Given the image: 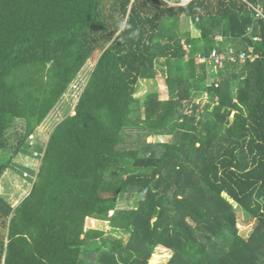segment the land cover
I'll return each instance as SVG.
<instances>
[{
    "label": "trees",
    "instance_id": "trees-1",
    "mask_svg": "<svg viewBox=\"0 0 264 264\" xmlns=\"http://www.w3.org/2000/svg\"><path fill=\"white\" fill-rule=\"evenodd\" d=\"M251 5L264 0H0V182L21 153L40 162L19 166L33 187L17 207L0 195V263L150 264L162 247L166 264H264V19ZM250 47L253 61L198 62ZM98 50L75 113L47 135ZM160 73L169 99L137 98Z\"/></svg>",
    "mask_w": 264,
    "mask_h": 264
},
{
    "label": "rangeland",
    "instance_id": "rangeland-1",
    "mask_svg": "<svg viewBox=\"0 0 264 264\" xmlns=\"http://www.w3.org/2000/svg\"><path fill=\"white\" fill-rule=\"evenodd\" d=\"M189 30H191V34L193 37L195 38H199V32L192 26L190 28H188ZM101 51H96L94 54V57L91 58L88 63L85 65V67L83 68V70L80 72L79 77H78V84H73L71 86V96H70V101L66 103L64 102L59 104L60 106L58 108H56V110L54 112H52V114L50 115V117L48 118L47 122H45L43 124V126L41 127L43 129L44 132H46V134L48 135L49 133H51L55 127V125H57L58 122L62 121V118L64 117V113H70V114H74V109L76 104L78 103L79 99H80V95L82 94V91L84 90L89 77L94 69V67L96 66L98 59L100 57ZM154 89L158 90L160 92V99L161 100H168L169 99V95H168V91L167 88L165 86L164 80H163V76L161 75V73L159 74L157 81H149V82H142L141 83V87L139 89V92L136 94L137 98L143 99L144 95H146L147 93H150L151 91H153ZM68 99V98H65ZM203 104V103H202ZM63 106V107H62ZM13 132H10V143L11 145L15 146L17 143V138H18V133H23V127L21 122H17L15 125V128L12 130ZM16 135V136H14ZM166 138L161 139V141H165ZM156 141H159L158 138L156 137H150L148 138V142L149 143H154ZM32 151H30L31 153ZM35 157V154H34ZM30 157L25 155V154H20L19 156H17L15 158V163L18 164V173H17V169L14 170H8L6 172V174L4 175V177L2 178L1 182H0V195L2 197L7 196V194H9L11 192V189L15 188L18 189V194H16L14 197L12 196L11 193L8 198H9V202H12V205H16L18 202L21 203V201L24 199V197L26 196V194L24 193L26 190L28 192V190L30 191L31 188L33 187L32 181H26L27 178H25L26 182L23 181L24 179H22V175H23V168L19 167L20 165L22 166H26L28 168H31L32 170H39L40 167V162L36 161V160H28ZM29 175L30 172L28 171ZM24 176V175H23ZM6 198V197H5ZM14 199H19V201H17V203L13 202ZM120 208L124 209V208H128L129 206L124 203L121 202L119 205ZM101 229V230H105L108 231L109 226L106 223H102V222H96V221H91V220H87L86 222V229ZM252 231L251 226H247L244 225L241 234L247 238L250 233ZM7 231L6 229L1 227L0 224V237H3L4 235H6ZM172 256V252L170 250L164 249L162 247L158 248L156 250V253L153 255L152 260L150 262V264H166V262L171 258ZM2 264V263H0Z\"/></svg>",
    "mask_w": 264,
    "mask_h": 264
},
{
    "label": "built area",
    "instance_id": "built-area-1",
    "mask_svg": "<svg viewBox=\"0 0 264 264\" xmlns=\"http://www.w3.org/2000/svg\"><path fill=\"white\" fill-rule=\"evenodd\" d=\"M251 7L255 11V17L256 19H264V9L260 6H252ZM250 31V30H249ZM254 41H259L260 38H253ZM185 49L188 51L189 47H185ZM234 49L230 48L228 49V53H219L217 50L212 51L210 56L208 58L200 55L198 57V62L203 63V62H208L209 64H213L214 68H222L225 64H237L239 63H245L248 60H255L258 56L254 54V48L250 47L249 48V54H246L245 52H241L238 57L234 55ZM30 175L29 173H24V177L28 178Z\"/></svg>",
    "mask_w": 264,
    "mask_h": 264
},
{
    "label": "crops",
    "instance_id": "crops-1",
    "mask_svg": "<svg viewBox=\"0 0 264 264\" xmlns=\"http://www.w3.org/2000/svg\"><path fill=\"white\" fill-rule=\"evenodd\" d=\"M36 161H37V160H36ZM27 173H28V172H27ZM23 175H24V174H23ZM23 175H22V179H24L23 181H25L26 179L23 178V177H24ZM30 178H32V174H31V173H30V176L27 178L26 181H28V180L31 181ZM26 181H25V182H26ZM31 189H32V188H31ZM26 190H27V189H26ZM26 190H24V191H25L24 193L26 194V196L24 197V199H25L26 197H28V195H29L30 192H31V190H30V191L28 190V192H27ZM11 193H14V194H12V196H13V195L15 196L16 194H18V189H16V187H15L14 189H13V188L11 189V192H10L9 194H7V196H5L6 198L4 197L7 201L9 200L8 196H9ZM18 195H19V194H18ZM14 196H13V197H14ZM24 199H23V200H24ZM23 200H22V201H23ZM9 201H10V200H9ZM9 201H8V202H9ZM17 201H19V199H14V200H13L14 203H15V202L17 203ZM22 201H21V202H22ZM9 203L11 204L12 202H9ZM19 204H20V202H18L16 205H12V206H13V207H17ZM91 221H95V220H91ZM96 222H98V221H96Z\"/></svg>",
    "mask_w": 264,
    "mask_h": 264
},
{
    "label": "clouds",
    "instance_id": "clouds-1",
    "mask_svg": "<svg viewBox=\"0 0 264 264\" xmlns=\"http://www.w3.org/2000/svg\"><path fill=\"white\" fill-rule=\"evenodd\" d=\"M129 27H131V26L130 25H127L125 22H120L118 24V30L121 31V32H123L126 28H129Z\"/></svg>",
    "mask_w": 264,
    "mask_h": 264
}]
</instances>
